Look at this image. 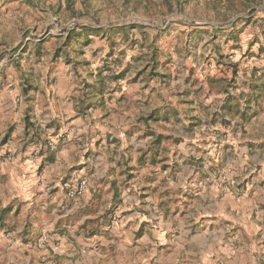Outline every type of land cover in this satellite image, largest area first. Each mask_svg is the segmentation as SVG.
Here are the masks:
<instances>
[{
	"label": "rangeland",
	"instance_id": "1",
	"mask_svg": "<svg viewBox=\"0 0 264 264\" xmlns=\"http://www.w3.org/2000/svg\"><path fill=\"white\" fill-rule=\"evenodd\" d=\"M83 26L95 30L83 32ZM121 26L129 32H110ZM153 48L156 72L164 76L150 72ZM106 56L103 66L128 68L124 79L138 71L157 84L165 78L161 85L183 84L187 96L205 103L224 87L232 96L229 109L184 106V121L163 127L178 136L168 135L162 147L154 137L157 150L150 155L140 143L131 149L145 161L123 166L114 160L118 201L134 192L132 179L142 195L151 189L155 197L167 195L174 214L167 217L174 222L169 236L183 247L177 264H264V0H0V162L12 165L29 149L39 156L67 139L47 136L35 119L66 103L61 94L70 70L84 74ZM260 85L263 91L255 92ZM169 96L157 93L152 102ZM121 141L112 142L117 157L121 146L131 148ZM227 194L233 198L224 205ZM117 208L113 203L102 222H118ZM216 211L224 215L212 216ZM148 250H140L144 258Z\"/></svg>",
	"mask_w": 264,
	"mask_h": 264
},
{
	"label": "crops",
	"instance_id": "2",
	"mask_svg": "<svg viewBox=\"0 0 264 264\" xmlns=\"http://www.w3.org/2000/svg\"><path fill=\"white\" fill-rule=\"evenodd\" d=\"M173 41L176 46L178 39ZM105 59L107 56L98 64H91L86 75L80 70L77 74L70 70L66 92L61 94L67 97L66 103L54 115L35 119V126L47 136L66 135L67 139L59 140L61 143L55 149H45L39 156L32 157L29 149L19 154L12 165L0 162V206L10 209L4 226H0V264H177L183 256L180 239L169 236L174 222L167 217L174 214H168L167 195L155 197L152 189L142 191V195L137 191L139 181L132 179L134 192H125L118 201L120 180L111 168L118 167L114 161L117 159L123 166L145 161L146 155L140 152L134 155L131 150L139 143L150 155L157 150L152 144L154 137L164 136L158 145L162 147L168 135L178 136L177 131L163 127L168 126V121H184V106L193 108L195 103L196 108L201 103L211 108L222 107L228 94L224 93L225 87L220 88V94L213 93L205 103L187 96L189 91L183 84L169 81L161 85L165 78L157 84L140 77L141 71L131 80L109 82L100 93L96 91L98 73ZM123 69L128 68L116 72ZM216 82L212 80L211 84ZM85 83L94 85L95 90L84 100L92 107L81 111ZM211 89L209 86L208 91ZM157 93L174 96H169L166 102L154 103L152 98ZM56 106V102L51 103L54 109ZM118 114L123 122H118ZM114 139L117 143L122 140L124 145L130 143L131 148L121 146L117 157L113 152ZM80 177L88 180L86 192L68 195L63 182H74ZM147 184V188L151 184L154 188L156 182L148 180ZM231 198L227 194L224 205ZM115 202L120 220L113 225L102 222L111 214L108 212ZM230 205L233 208L236 203L231 201ZM211 215L224 214L216 211ZM91 224L96 230L92 229V234ZM140 227L143 232L136 238L134 232ZM161 246L167 250H159ZM145 247L149 249L146 258L140 253Z\"/></svg>",
	"mask_w": 264,
	"mask_h": 264
},
{
	"label": "trees",
	"instance_id": "3",
	"mask_svg": "<svg viewBox=\"0 0 264 264\" xmlns=\"http://www.w3.org/2000/svg\"><path fill=\"white\" fill-rule=\"evenodd\" d=\"M129 29L130 27L129 26H121V27H116V28H113V29H110L111 31L110 32H113V31H118V32H123V33H128L129 32ZM81 30L84 32H87L88 30H91V31H94L95 28L94 27H89V26H83L81 27ZM104 31H107V29H104ZM109 32V31H107ZM109 32V33H110ZM111 34V33H110ZM156 49L157 48H153L151 53H150V62L148 63V66H150L151 68V73L152 74H155L157 76H160L162 75L161 73H158L156 72L157 68H158V63H159V60H158V53L156 52ZM105 71H107L106 73H104ZM125 74H126V69H123L119 72H115V71H112L111 67H109L108 65H104L103 66V69H101L98 73V84L99 86L96 87V91L97 92H100L102 91V87L105 86L107 87L108 83L111 82V81H119V80H122L125 78ZM164 76V75H162ZM231 85V84H230ZM262 85L258 86L257 88L255 87L254 91L256 92L257 90H260V91H263V87H261ZM85 90L83 91V96L84 98L83 99H80V110L81 111H85L89 108L92 107V104L89 103V102H84V100L86 99H89L90 98V95L92 93H94V85H91V84H88V83H85ZM225 90L228 94V97H227V100H226V104L223 106V108L225 109H229L230 106H231V102H232V96L230 95V91L225 87ZM95 91V92H96ZM251 96V95H250ZM249 99H252V96L251 98ZM249 104V106H251V101L248 100L247 102ZM242 114H246V111H242ZM157 141L160 142V140H163L164 136L162 135H158L157 137ZM9 207H1L0 206V226L3 227L4 226V220H5V217L7 215V213L9 212Z\"/></svg>",
	"mask_w": 264,
	"mask_h": 264
},
{
	"label": "built area",
	"instance_id": "4",
	"mask_svg": "<svg viewBox=\"0 0 264 264\" xmlns=\"http://www.w3.org/2000/svg\"><path fill=\"white\" fill-rule=\"evenodd\" d=\"M49 145L52 146L53 143L49 142ZM43 145H41L38 151L42 150ZM63 187L67 191L68 195L74 197L78 195H82L86 192L88 188V180L84 177H80L77 180L73 181H65L63 182ZM44 241L47 240V237H43Z\"/></svg>",
	"mask_w": 264,
	"mask_h": 264
}]
</instances>
